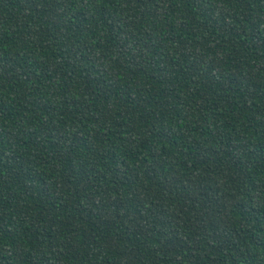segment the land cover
Returning a JSON list of instances; mask_svg holds the SVG:
<instances>
[{"label":"trees","instance_id":"trees-1","mask_svg":"<svg viewBox=\"0 0 264 264\" xmlns=\"http://www.w3.org/2000/svg\"><path fill=\"white\" fill-rule=\"evenodd\" d=\"M0 264H264V0H0Z\"/></svg>","mask_w":264,"mask_h":264}]
</instances>
